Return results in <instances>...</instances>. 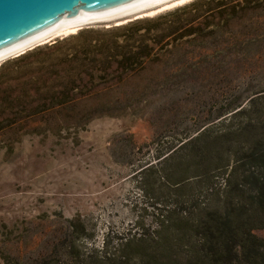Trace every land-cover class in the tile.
<instances>
[{"label":"rangeland","instance_id":"1","mask_svg":"<svg viewBox=\"0 0 264 264\" xmlns=\"http://www.w3.org/2000/svg\"><path fill=\"white\" fill-rule=\"evenodd\" d=\"M1 74L52 106L0 133V264H187L198 239L181 224L225 209L264 140V0L86 26ZM191 138H217L223 167L193 176Z\"/></svg>","mask_w":264,"mask_h":264},{"label":"trees","instance_id":"2","mask_svg":"<svg viewBox=\"0 0 264 264\" xmlns=\"http://www.w3.org/2000/svg\"><path fill=\"white\" fill-rule=\"evenodd\" d=\"M152 51L153 47L146 43L143 55H138L148 58ZM134 56L118 62L130 65ZM3 75L0 76V133L52 106L47 101L34 104L33 98L30 99L28 89L32 87L29 85L35 84L34 78H17L12 83L6 78L8 74ZM62 94V91L54 93L58 98L57 105L65 102V97H60ZM199 139L191 138L179 146L191 147L186 163L195 166V177L208 175L223 167L222 147L217 138L203 142ZM244 155L248 163L243 167L248 164L254 171L233 186L229 181L225 209H204L198 222L190 224L185 221L181 224L188 242L192 236L198 239V244L193 246L194 259L187 264H264V238L255 233L257 229H264V140L250 145Z\"/></svg>","mask_w":264,"mask_h":264},{"label":"bare ground","instance_id":"3","mask_svg":"<svg viewBox=\"0 0 264 264\" xmlns=\"http://www.w3.org/2000/svg\"><path fill=\"white\" fill-rule=\"evenodd\" d=\"M191 0H98L81 8L18 32L0 40V65L11 57L66 37L78 30L105 23L119 25L127 20L152 16Z\"/></svg>","mask_w":264,"mask_h":264},{"label":"water","instance_id":"4","mask_svg":"<svg viewBox=\"0 0 264 264\" xmlns=\"http://www.w3.org/2000/svg\"><path fill=\"white\" fill-rule=\"evenodd\" d=\"M98 0H0V40Z\"/></svg>","mask_w":264,"mask_h":264}]
</instances>
